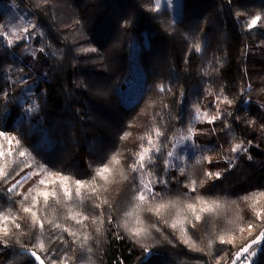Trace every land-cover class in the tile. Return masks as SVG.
Masks as SVG:
<instances>
[{"label":"trees","instance_id":"16d2710c","mask_svg":"<svg viewBox=\"0 0 264 264\" xmlns=\"http://www.w3.org/2000/svg\"><path fill=\"white\" fill-rule=\"evenodd\" d=\"M17 1L43 47L22 59L0 9L3 264H264V239L243 251L264 233V0H184L178 20L154 0ZM188 132L203 149L171 169Z\"/></svg>","mask_w":264,"mask_h":264},{"label":"rangeland","instance_id":"374dc122","mask_svg":"<svg viewBox=\"0 0 264 264\" xmlns=\"http://www.w3.org/2000/svg\"><path fill=\"white\" fill-rule=\"evenodd\" d=\"M154 1L156 3L157 9L169 10L174 20H178L182 17L184 0ZM0 9L4 10L5 12L3 17V30L6 33L10 46L27 37L29 40L27 39L28 41L26 46L20 53V56L22 59H24L27 55L31 54L32 57L36 55L43 46L40 44L39 40L40 30L37 27L30 10L27 7L19 4L17 0H11L9 2L0 1ZM186 11L188 14L193 11V7H190L189 2H186ZM134 61L136 62V59H134ZM134 65L135 67L133 66V70L135 68V71L132 70L128 75L127 84L121 90L122 99L126 105L136 101L139 98L142 90V70H140V67L137 66V63ZM195 116L196 118H199V120L197 119L199 122L205 123L210 120V117L206 119L207 114L202 113L200 116L198 111ZM199 143L200 141L197 140L193 132L179 135L173 142V148L171 150L172 155H169V168L182 169L186 167L190 158L199 156L200 151L203 149V146H201ZM240 149L236 150L235 152H238ZM8 249L9 246L1 244V252H5ZM38 260L41 262V259ZM0 264H3V255H0Z\"/></svg>","mask_w":264,"mask_h":264},{"label":"snow or ice","instance_id":"6c2138e0","mask_svg":"<svg viewBox=\"0 0 264 264\" xmlns=\"http://www.w3.org/2000/svg\"><path fill=\"white\" fill-rule=\"evenodd\" d=\"M260 20H261V17H260V16H256L254 19H252L250 26H254V25H256L257 22L260 21ZM212 119H215V117H213ZM161 135H162V134H161ZM240 148H241V145H236L235 148L233 149V151H236V150H238V149H240ZM149 151H150V149H144L141 153H139V161H138V163H137L136 165H133V166H132L133 171H138L139 169H143V168H144V163H143V162H144V160H145V154L148 153ZM157 151H159V149H157ZM20 155L23 156L24 153L21 152ZM168 155H172V153H168ZM149 159H151V157H149ZM108 171H110V170L105 166L103 169H101V170H99V171L97 172V175H99V176H101L102 178H105V179H106V177L104 176V174H105L106 172H108ZM149 174H150V173H149ZM207 175L210 176V175H212V174H211V173H207ZM216 175L219 176L220 174H219V173H216ZM41 183H43V181H41ZM148 183L150 184L151 181H149ZM165 183H166V182H165ZM77 184H78V185H79V184H82V182H81V181H77ZM143 187H144L145 190H147L149 193H151V195H152L153 198H155L156 193H155V192H152L151 188H149L147 184H145ZM137 191H138V199H139L140 201H147L148 197L144 195V192H143L139 187H138ZM54 194H55V193H53V195H54ZM48 195H49L48 192H44V193H43V196H44L45 198H47ZM160 207L163 208V207H165V205H160ZM188 207H189L190 209H193V210H194V206H193V205H189ZM26 211H31V209H26ZM196 218L199 219L200 217L197 216ZM173 226H175V225H173ZM137 234H139V233H137ZM261 239H264V233H261L260 236L257 237V239H254V240L251 242V244H250L249 246H247V247H245V248L243 249V251H244L245 253H248V252H249V248H250L252 245L257 244V243L259 242V240H261ZM251 255H252V256H255V255H256V252H252ZM33 256H35V253H33ZM36 259H40V258H39L38 256H36ZM40 264H43V261H42V260H41ZM249 264H251V261L249 262Z\"/></svg>","mask_w":264,"mask_h":264},{"label":"built area","instance_id":"2783aa9c","mask_svg":"<svg viewBox=\"0 0 264 264\" xmlns=\"http://www.w3.org/2000/svg\"><path fill=\"white\" fill-rule=\"evenodd\" d=\"M246 101V100H245ZM251 261V264L253 263L252 262V258L250 255H246L242 258V260L240 261L239 264H249V262Z\"/></svg>","mask_w":264,"mask_h":264},{"label":"bare ground","instance_id":"6f19581e","mask_svg":"<svg viewBox=\"0 0 264 264\" xmlns=\"http://www.w3.org/2000/svg\"><path fill=\"white\" fill-rule=\"evenodd\" d=\"M247 98H248V94L243 95L241 98V103H243L245 100H247Z\"/></svg>","mask_w":264,"mask_h":264}]
</instances>
